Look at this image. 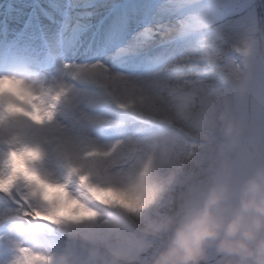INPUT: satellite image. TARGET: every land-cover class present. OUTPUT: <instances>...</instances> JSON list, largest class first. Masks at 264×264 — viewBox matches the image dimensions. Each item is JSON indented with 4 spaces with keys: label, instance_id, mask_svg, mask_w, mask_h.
Returning a JSON list of instances; mask_svg holds the SVG:
<instances>
[{
    "label": "clouds",
    "instance_id": "clouds-1",
    "mask_svg": "<svg viewBox=\"0 0 264 264\" xmlns=\"http://www.w3.org/2000/svg\"><path fill=\"white\" fill-rule=\"evenodd\" d=\"M177 23L180 34L184 21ZM209 31L211 24L194 36L191 55L204 58L214 80L187 131L167 113L138 115L146 82L98 60L0 73V163L22 161L13 178L0 179L5 195L21 181L17 202L0 204V230L16 237L13 264H264V159L245 171L232 160L247 133L236 106L256 75L251 55L233 57L248 44L264 57V29L218 42ZM84 84L122 110L113 141L90 139L92 127L71 123L65 97L80 98ZM129 119L165 135L129 134ZM185 135L214 143V158L193 153ZM27 146L39 151H19Z\"/></svg>",
    "mask_w": 264,
    "mask_h": 264
},
{
    "label": "rangeland",
    "instance_id": "rangeland-1",
    "mask_svg": "<svg viewBox=\"0 0 264 264\" xmlns=\"http://www.w3.org/2000/svg\"><path fill=\"white\" fill-rule=\"evenodd\" d=\"M31 1L32 0H13L11 3L12 7L16 9L14 10L15 13L18 12L21 17L28 13L27 8L30 7ZM48 1L50 2L48 3L46 0H40L46 10V21L43 23L53 28L55 27L60 36L66 40L72 38L70 31L74 29L76 22L85 19L83 18V11H88L87 14L92 12V24L99 21L102 17L104 18L102 25L97 27L100 30L97 35L90 36L91 32H88L81 34L76 39H91L92 51L100 53L96 56V59L102 60L115 71L132 74L138 73L140 72L138 69L141 68L136 67L137 65L135 64H138L140 61L150 62L151 65L160 67L162 64H165L167 67L169 66V68H171L180 60L175 58L174 60L169 59L166 62H161L162 53L158 52L157 49L152 50L147 56L141 55L139 53L143 52L144 47H135V43L129 41V38H127L129 33H133L137 29L141 30L151 27L148 15L153 12L169 9L171 5L168 0H113L112 10H109L108 6L104 5L103 7L101 5L103 0H94L90 9L84 8L85 6L80 7L81 5L79 4L71 5L73 0ZM189 4L190 5H182L181 9L191 8L197 15H201L203 11L206 14L202 17L198 16L196 19H185L183 32L177 36L179 38L174 41L175 43H169L170 40L165 39V36H160L161 40L155 44L156 46L160 45L164 48L173 47V45H187L188 52L178 54V57L189 54L187 57L185 55L184 57L186 58L180 61V64L182 63L185 69L181 77L176 81L177 86L172 87L168 92L164 93L165 96L162 100H159L157 108H152V111L147 109L148 113L146 110L142 113V116L153 119L159 117L161 113H167L169 114L170 120L178 123L184 131L196 126V113L205 108L206 97L210 85L214 80V73L207 69L204 58L191 55L194 36L200 30L207 28L209 24L215 29V31H209L207 37L209 42H218L221 37L225 35L229 40H233L236 39L241 32H258L264 29V0H197ZM3 9L2 7L1 10ZM104 10H106V12H104ZM108 12L111 16L106 15ZM52 15L56 18H53ZM33 19L31 20L32 22ZM177 27H179V25H177ZM6 40L13 41V38L8 36ZM74 40L75 37L71 42ZM95 40L98 41V45L101 47H94V45H96ZM10 41L5 42L9 45ZM116 42L119 43L114 49L106 48L109 47L110 44L113 45ZM16 45L18 48H25L34 45V42L22 38L20 41L16 42ZM58 47L62 50L61 44H59ZM252 48L253 45L248 44L243 48L237 49L233 57V59L238 62L241 56L251 55L253 70L256 73L252 81L251 92L247 101L236 106V112L238 114H244L247 118V133L243 137L240 147L232 154L233 162L241 171L247 170L258 160L264 159V57L253 54ZM117 49L122 50V52L118 53ZM78 50L81 49L78 48ZM82 51L90 52L91 50L86 49ZM226 51L225 49V52ZM109 58L113 60L108 61ZM70 61L75 63L88 62L77 58L70 59ZM129 62L135 66L131 68L126 67ZM66 97L71 99L76 96L66 94ZM77 101L82 103L81 108H69L72 124L83 122L94 129V123H97L101 115L105 118H111L110 120H114V115H111V113L115 110V107L101 102L99 97L95 95L93 85H82L80 98H77ZM110 109L112 110L110 111ZM116 114H118V112H115V115ZM123 119L124 116L120 119H116V126H118ZM149 121L151 120L149 119ZM115 127L107 126L106 130H108L109 133L101 132L102 130H100L98 134H95L98 131L96 130L89 138L93 140L99 139L101 142L113 141V137L117 134L114 130ZM127 131L129 134L140 137H151L153 134H158L160 137L165 135L164 130L160 127L151 124L142 126L138 120L134 119H129ZM184 143L191 148L193 153L200 152L204 159L214 158V143L207 147H203L202 140L198 137L189 135L184 136ZM73 174L79 175L75 169H73Z\"/></svg>",
    "mask_w": 264,
    "mask_h": 264
},
{
    "label": "bare ground",
    "instance_id": "bare-ground-1",
    "mask_svg": "<svg viewBox=\"0 0 264 264\" xmlns=\"http://www.w3.org/2000/svg\"><path fill=\"white\" fill-rule=\"evenodd\" d=\"M93 1L94 0H79V1L73 0L71 2V5L79 4L81 5L80 7L85 6L90 9ZM195 1L197 0H168V2L171 5L169 9L167 8L165 10L153 12L150 15H148L149 16L148 20L149 22H151V27L141 29V30L137 29L133 33L132 32L129 33L127 38H129V41H133L135 43V47H138V48L144 47L143 48L144 50L142 52L143 55H148L152 50L157 49L158 52L162 53L161 62H166L169 59L174 60L175 58L180 59L179 61L184 60L189 54H184L181 57L180 56L178 57V54H181L182 52H185V53L188 52L187 45L185 46L173 45V47L172 46L169 48L165 47L166 48L165 49L164 47L160 45L156 46L155 44H157L161 40L160 36H165V39L170 40L169 43L170 42L175 43L174 41L179 38L177 36L180 35L177 33L178 19L185 21V19H196V17L198 16L202 17L204 14H206L203 11L201 15H197L191 8L181 9L182 5H190L189 3H192ZM113 3H114L113 0H103L101 5L103 7L104 5L108 6V9H110L113 7ZM87 12L88 11H83V18L85 19L81 20L80 22H76V26H75L76 29L74 28L71 31L74 32L75 30V32L81 33L84 29L87 28V26L90 25V23L92 22L93 15L91 11H90L91 13H88V14ZM48 30L49 31L51 30L50 37H51L52 43H54L55 40L59 38L62 39L60 37V34L57 35V32L53 30L52 28ZM21 31L23 32V34L32 33L28 29H23V30L21 29ZM61 42H63V40H61ZM118 43L119 42L114 43L111 46V48L117 47ZM67 46H68V43H67ZM2 53L3 51L0 52V54ZM185 55L186 57H184ZM75 56H78V55L75 53H70L69 50H66L64 56L63 54L62 56L60 55L57 56V61H55L56 68L58 67L59 61L61 59L69 60L70 58L72 59ZM21 60H22L21 62L25 66L22 68H19L18 70H23L28 67H33V64L35 63V60L32 57H29V58L26 57L25 59L23 58ZM92 62H95V61H92ZM150 64H151L150 62H142V61L138 62V64L136 63L135 64L137 65L136 67H140L141 69H138L140 72L133 74V75L140 76L146 82L145 89L142 92L137 93V99L135 101V103L138 104L140 107V112L138 113V115L140 116H142V113L144 110L147 111L148 109L152 111V108H157V105L159 104V100H162L163 97L165 96L164 93L168 92L172 87L177 86L176 81L178 80V78L181 77L182 72L185 69V66L182 63L179 64L178 67L172 66L171 68H169V66L167 67L165 64H162L161 67L154 66V65L149 66ZM135 65L130 64V62L127 63L128 67H134ZM56 68L54 69L53 72H55ZM1 70H7V66L1 65L0 73H1ZM128 74H132V73H128ZM65 102L67 103L68 106H75L76 109H79L80 107H82V103L77 101V97L66 99ZM111 110L112 109H110V111ZM115 112H118V114L115 115ZM111 115H114V118H113L114 120H110L111 118H105L103 115H101L100 116L101 123L99 125H96V127L98 126H99L98 128L107 127V126L115 127L116 126L115 120L120 119L123 116L122 110H118L115 108V110L112 111ZM148 119L152 120L153 118H148Z\"/></svg>",
    "mask_w": 264,
    "mask_h": 264
},
{
    "label": "snow or ice",
    "instance_id": "snow-or-ice-1",
    "mask_svg": "<svg viewBox=\"0 0 264 264\" xmlns=\"http://www.w3.org/2000/svg\"><path fill=\"white\" fill-rule=\"evenodd\" d=\"M117 52L120 53L122 52V50L117 49ZM98 61H100L101 64L106 65V63L103 62L102 60H98ZM100 71H104V69H100ZM19 151L23 153H33V152H38L39 150L37 148L27 146L21 148ZM21 163L22 161L17 159H9L4 161L3 163H0V179L13 178L14 176V173L12 171L13 166L14 165L18 166ZM20 182L21 181L19 177H17L7 195L0 193V204L9 205V204H15L17 202L16 191H17V185ZM15 243H16V237L13 234L7 233L6 229L0 230V258L3 259L4 264H13L12 258L15 252V248H14Z\"/></svg>",
    "mask_w": 264,
    "mask_h": 264
}]
</instances>
